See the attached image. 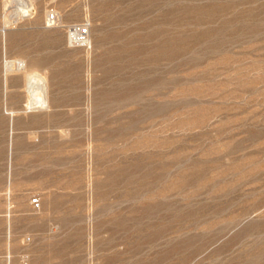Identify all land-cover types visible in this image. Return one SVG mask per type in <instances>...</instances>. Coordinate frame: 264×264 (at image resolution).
I'll use <instances>...</instances> for the list:
<instances>
[{
  "label": "rangeland",
  "instance_id": "1",
  "mask_svg": "<svg viewBox=\"0 0 264 264\" xmlns=\"http://www.w3.org/2000/svg\"><path fill=\"white\" fill-rule=\"evenodd\" d=\"M0 264H264V0H0Z\"/></svg>",
  "mask_w": 264,
  "mask_h": 264
},
{
  "label": "built area",
  "instance_id": "2",
  "mask_svg": "<svg viewBox=\"0 0 264 264\" xmlns=\"http://www.w3.org/2000/svg\"><path fill=\"white\" fill-rule=\"evenodd\" d=\"M48 21L51 24H55L58 22V15L56 12H51L48 14L47 17ZM68 35L70 41L77 46H82L88 44L90 41V26L88 24H76L73 26H70L68 28ZM31 204L35 208L40 207V199L39 197H33L31 199Z\"/></svg>",
  "mask_w": 264,
  "mask_h": 264
},
{
  "label": "bare ground",
  "instance_id": "3",
  "mask_svg": "<svg viewBox=\"0 0 264 264\" xmlns=\"http://www.w3.org/2000/svg\"><path fill=\"white\" fill-rule=\"evenodd\" d=\"M11 18V17H10ZM29 73V72H28ZM28 92L31 95V106L47 103L45 77L37 70L28 74ZM40 98V99H37ZM37 106V105H36ZM41 106V105H38Z\"/></svg>",
  "mask_w": 264,
  "mask_h": 264
}]
</instances>
